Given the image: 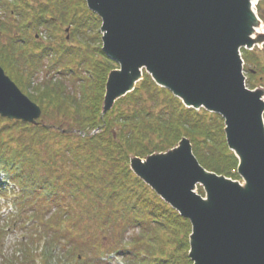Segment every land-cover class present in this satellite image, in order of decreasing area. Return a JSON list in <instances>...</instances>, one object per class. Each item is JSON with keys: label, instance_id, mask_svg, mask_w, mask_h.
Wrapping results in <instances>:
<instances>
[{"label": "trees", "instance_id": "trees-1", "mask_svg": "<svg viewBox=\"0 0 264 264\" xmlns=\"http://www.w3.org/2000/svg\"><path fill=\"white\" fill-rule=\"evenodd\" d=\"M258 14L264 21V1ZM64 26L68 44L56 35ZM101 26L85 0H0V65L43 112L36 125L0 117V194L14 204L3 224L0 204V258L6 236L25 231L24 261L15 255L4 264H117L110 256L193 264L190 221L132 172L131 159L166 153L185 138L207 171L240 180L223 118L185 107L146 72L103 114L118 65L102 50ZM42 31L49 42L38 39ZM242 51L254 89L258 76L248 67L258 75L264 67L255 51Z\"/></svg>", "mask_w": 264, "mask_h": 264}, {"label": "water", "instance_id": "water-1", "mask_svg": "<svg viewBox=\"0 0 264 264\" xmlns=\"http://www.w3.org/2000/svg\"><path fill=\"white\" fill-rule=\"evenodd\" d=\"M85 1L102 20L103 52L119 65L108 76L103 114L134 91L145 70L186 107L224 118L244 186L202 167L185 138L167 153L130 161L190 221L193 264H264V91L246 89L240 54L264 42V35L253 38L260 25L253 0ZM0 116L30 124L42 116L1 66Z\"/></svg>", "mask_w": 264, "mask_h": 264}, {"label": "rangeland", "instance_id": "rangeland-1", "mask_svg": "<svg viewBox=\"0 0 264 264\" xmlns=\"http://www.w3.org/2000/svg\"><path fill=\"white\" fill-rule=\"evenodd\" d=\"M264 23V22H263ZM66 26L62 27L58 33L56 34L58 36V41H62L63 40V37H67L68 34L65 32L66 31ZM43 32V31H42ZM71 33V32H70ZM100 33H101V30H100ZM102 34V33H101ZM46 35V36H45ZM48 33L45 34L44 32L41 34V35H38V39H40L41 41H48L49 42V37H48ZM72 40L70 39V42ZM51 43V42H50ZM75 43V42H73ZM72 43V44H73ZM255 53L258 55L259 57V64L262 65V67L264 66V45L263 46H257L255 48ZM118 69V68H117ZM116 69V70H117ZM248 69H254V66L253 65H249ZM260 69V67H259ZM47 70V64L45 63V65L43 67H40V73H39V79L40 81L44 78V72ZM82 72H84L85 70H80ZM245 71V70H244ZM81 72V74L83 75V73ZM264 73V72H263ZM245 76L247 75V72L244 73ZM84 76V75H83ZM248 86V85H247ZM255 86L259 87L260 89H264V81L263 83L261 84H258L257 82L255 83ZM20 88V87H19ZM21 89V88H20ZM70 90V89H69ZM21 91L23 92V94H25L28 98H29V95H28V92H25L21 89ZM213 173V172H212ZM216 174V173H215ZM218 175V174H217ZM219 176H223V175H219ZM225 177V176H224ZM228 178V177H226ZM231 179V178H230ZM233 180V179H232ZM235 181H238L241 185L244 186L245 183V180H242L240 178V180H235ZM11 188V187H10ZM197 190H199V188H197ZM200 194V193H199ZM200 195H203V194H200ZM204 197V195H203ZM0 204L1 206L3 207L2 208V211L1 213L3 214L2 216V221H1V224L4 223L5 219L8 217V215L14 211V204L12 203V199L11 198H6L5 196H3L2 194H0ZM25 234V231L22 230V229H14L12 232H10L7 236H6V239H5V242H4V246H3V256H1L0 258V264H4L5 262L3 261V258L4 257H8V258H11V257H14L16 255L17 258H19L20 261H24L22 260L23 259V253L18 251V243L21 242V238L22 236ZM190 254V252H189ZM112 261H114L115 263L117 264H123V262H121L119 260V258H116L115 256H111L110 257ZM51 264H59L57 260H53L51 262Z\"/></svg>", "mask_w": 264, "mask_h": 264}, {"label": "bare ground", "instance_id": "bare-ground-1", "mask_svg": "<svg viewBox=\"0 0 264 264\" xmlns=\"http://www.w3.org/2000/svg\"><path fill=\"white\" fill-rule=\"evenodd\" d=\"M264 34V24L262 23L260 26L256 28L255 36Z\"/></svg>", "mask_w": 264, "mask_h": 264}, {"label": "flooded vegetation", "instance_id": "flooded-vegetation-1", "mask_svg": "<svg viewBox=\"0 0 264 264\" xmlns=\"http://www.w3.org/2000/svg\"><path fill=\"white\" fill-rule=\"evenodd\" d=\"M264 78V76H261V79H263ZM263 80H261V82H262Z\"/></svg>", "mask_w": 264, "mask_h": 264}]
</instances>
